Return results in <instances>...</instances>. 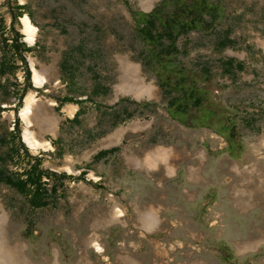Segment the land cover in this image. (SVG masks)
<instances>
[{
	"label": "rangeland",
	"instance_id": "obj_1",
	"mask_svg": "<svg viewBox=\"0 0 264 264\" xmlns=\"http://www.w3.org/2000/svg\"><path fill=\"white\" fill-rule=\"evenodd\" d=\"M159 1L0 0V61L16 43L30 71L28 83L15 54L0 69V215L34 264H264V175L254 169L264 162V0H219L215 23L178 39L202 108L214 113L205 125L172 117L141 64L132 12ZM16 4L25 8L13 21ZM126 63L154 86L149 95L116 88ZM29 91L37 99L29 129L47 148L23 139ZM165 148L181 153L171 173L156 153ZM34 167L38 186L19 190L15 181ZM36 194L44 205L30 204Z\"/></svg>",
	"mask_w": 264,
	"mask_h": 264
},
{
	"label": "trees",
	"instance_id": "obj_2",
	"mask_svg": "<svg viewBox=\"0 0 264 264\" xmlns=\"http://www.w3.org/2000/svg\"><path fill=\"white\" fill-rule=\"evenodd\" d=\"M218 2L219 0H160L147 12H132L136 35L142 48L139 54L141 64L156 78L162 96L166 100L168 113L182 123L205 125L214 115L211 108H202L205 93L199 85L200 81L195 72L180 60L178 39L193 30H206L208 25L215 23L220 16ZM24 8L25 5L16 4V13L11 15L13 21L23 14ZM12 30L16 39L21 36L17 31ZM22 46L25 51L31 50L24 44ZM22 52L18 50L16 43L8 47L0 61V69L5 70L7 56L15 54L24 64L25 79L28 82L30 71ZM238 68H241V65ZM194 109L200 110L199 114L189 115ZM14 122L18 128V119L16 118ZM33 170L35 167L27 174L26 179L20 178L15 181L19 190L22 191L24 186L28 188L32 185L38 186L33 179ZM1 181L3 179L0 178ZM41 198L38 194L31 195L29 202L35 207L44 205L45 201Z\"/></svg>",
	"mask_w": 264,
	"mask_h": 264
},
{
	"label": "bare ground",
	"instance_id": "obj_3",
	"mask_svg": "<svg viewBox=\"0 0 264 264\" xmlns=\"http://www.w3.org/2000/svg\"><path fill=\"white\" fill-rule=\"evenodd\" d=\"M21 22H22V31H23V33L25 35V39L29 43H32L34 41L35 34H36L35 27L32 25V23L30 22V20H29V18L27 16L22 17L21 18ZM261 43H262L261 45L263 46L264 45V40H262ZM31 68H32V81H33V83L35 85H42L45 82V79L39 74V72L34 68V66L32 64H31ZM116 88L120 89V90L126 89L125 92H129L130 93V91H131V92H135V94H137V95L138 94H141V95L142 94H148L149 95V93L151 92V89H154V86H152L151 84H148V83L146 84L145 83L144 78L141 75V71L139 69V66L137 64H135V63H133V64L126 63V64H124L122 66V73H121V75L119 77V83H118ZM36 100L37 99H36V97L34 95V92L29 91L24 97L23 106L19 110V116L22 119V121L24 122L23 132H22L23 133V139L28 144V146L31 149H33V150H37V148H47L48 147L47 146L48 145L47 142L39 141L35 137L33 131L29 129V126L31 125V114L33 113V110L36 107V105H35V101ZM70 107H71V110L69 111V113H71L73 111V109H75V106H70ZM258 144L260 146L264 145V139L260 140V143H258ZM256 146H258V145H256ZM160 148H162V147H160ZM158 149H157L158 152H156L157 156L158 155L162 156V160L161 161L162 162L164 161L163 166H164L165 170L167 172L171 173L174 170L173 169V163L171 161L173 155L168 153L166 148H165L166 150H162L161 149L160 151ZM258 149H259V147H258ZM151 153H153V152H151ZM154 153H155V151H154ZM174 157L176 159H179L181 157V153H177L176 155L173 156V158ZM263 163L264 162H260V163L258 162L255 165V167H254L255 171H257L260 176L264 175V174H262V172H264V168L263 167L261 168ZM252 166H254V165H252ZM189 167H190L189 168V173L191 175H193L194 173L197 172V170H199L198 168L196 169L194 166L193 167L189 166ZM67 169H68V167H67ZM238 174H240V176L245 178V174H243V171L239 170ZM245 179H247V178H245ZM248 183H250V184L253 183L254 184V181H253L252 177L250 178V180H246L245 184L247 185ZM260 189H261V184L259 186L256 185V187L253 188L254 191H257V190H260ZM242 200H244V199H242ZM5 219H6V213H5V211H2V214L0 215V264H34L32 261H30L25 256V254H24V244H22V243H20L18 241H13L12 242L6 237L5 228H4ZM259 226H260V224H259ZM122 261L124 262V264H128V262H129V261L124 260V259H122ZM46 263L47 262H45V264ZM51 264H59V263L57 261H54Z\"/></svg>",
	"mask_w": 264,
	"mask_h": 264
},
{
	"label": "water",
	"instance_id": "obj_4",
	"mask_svg": "<svg viewBox=\"0 0 264 264\" xmlns=\"http://www.w3.org/2000/svg\"><path fill=\"white\" fill-rule=\"evenodd\" d=\"M141 135H142L141 132H137V133H128L127 135H125L124 138H126V139H128L129 137H131V138H135V137H139V136H141Z\"/></svg>",
	"mask_w": 264,
	"mask_h": 264
}]
</instances>
